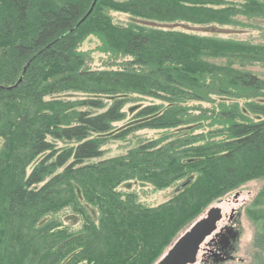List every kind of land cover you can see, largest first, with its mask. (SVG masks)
Segmentation results:
<instances>
[{
	"label": "trees",
	"instance_id": "1",
	"mask_svg": "<svg viewBox=\"0 0 264 264\" xmlns=\"http://www.w3.org/2000/svg\"><path fill=\"white\" fill-rule=\"evenodd\" d=\"M109 10L142 22L116 25ZM238 17L264 21V0H0V264H154L206 208L264 177V77L248 69L264 66V44L222 37ZM88 37L106 68L89 67ZM74 91L86 97H55ZM127 95L155 102L108 133ZM137 128L174 133L102 158ZM128 180L176 192L148 207L118 191ZM244 213L264 264V182Z\"/></svg>",
	"mask_w": 264,
	"mask_h": 264
},
{
	"label": "rangeland",
	"instance_id": "2",
	"mask_svg": "<svg viewBox=\"0 0 264 264\" xmlns=\"http://www.w3.org/2000/svg\"><path fill=\"white\" fill-rule=\"evenodd\" d=\"M121 1V0H116ZM108 5V3L106 4ZM110 17L113 23L126 25L131 22H142L139 18H133L125 13L119 12H110ZM245 18L238 17V26L235 27H225V30H230V33L227 36L235 40L247 41L253 44H264V21L263 20H244ZM249 24V26L245 25ZM97 41L93 37H88L83 44L81 45V50L89 51L90 54L93 52V49L97 46ZM108 61L105 56L99 54L97 52H93L91 54V60L89 67L92 69H101L106 68ZM258 76L264 77V66L262 65H254L248 68ZM57 98H70L77 99L86 97L85 94L79 92H65L56 95ZM125 105L123 107L124 119L118 122L113 123V127L111 131L108 133H116L121 132L128 127H132L136 125L139 121L143 120L144 117L136 115L138 110L142 107L152 104L155 100L150 98L139 97L138 95H127L124 96ZM113 96L104 97L103 100L106 102L112 101ZM173 134L172 130H145V129H132L128 132V135H125L122 139L114 138L108 139L107 142L103 146V157L107 158L115 155H119L124 153L130 147H133L138 141L142 139H152L155 137H160L164 135ZM264 182V177H257L253 180L246 181L240 188L233 191L231 194L225 196L218 202L213 203L210 207L216 206L220 208L221 211V219L217 222L216 227L212 231L211 236L207 237L205 241L200 245L198 252L196 253V257L193 262L189 264H253L252 256L256 252L251 246V236H252V226L246 214L244 213L245 207L251 204L252 199L259 191L261 185ZM177 184H174L170 187L164 189H153L149 183L140 182L136 180H128L122 182L118 190L121 192L130 191L136 195V199L139 203L144 206H156L170 197H172L176 192ZM207 209V208H206ZM205 209V210H206ZM201 213L197 218L201 217L204 213ZM70 210L68 208H64L60 214H58V218L65 222V225L76 229L81 225L77 222L76 215H72L69 213ZM239 215V216H237ZM193 221V222H194ZM191 222L189 225H191ZM189 225L185 228L187 229ZM229 228L234 231H237V238L232 243V251L231 255L234 254V261L227 259L223 262H212L208 261L206 254L208 253L209 240L214 233H217L219 230ZM184 229V230H185ZM182 230L176 237H178L181 233L184 232ZM236 234V233H235ZM228 239H232L230 236H226ZM236 237L234 236L233 239ZM237 242V245H236ZM169 247V246H168ZM166 247L163 253L168 249Z\"/></svg>",
	"mask_w": 264,
	"mask_h": 264
},
{
	"label": "water",
	"instance_id": "3",
	"mask_svg": "<svg viewBox=\"0 0 264 264\" xmlns=\"http://www.w3.org/2000/svg\"><path fill=\"white\" fill-rule=\"evenodd\" d=\"M220 219V208L216 206L209 207L201 217L189 225L173 241L165 253L154 264H189L193 262L200 245L211 235ZM227 259L221 258L216 263L223 262Z\"/></svg>",
	"mask_w": 264,
	"mask_h": 264
},
{
	"label": "flooded vegetation",
	"instance_id": "4",
	"mask_svg": "<svg viewBox=\"0 0 264 264\" xmlns=\"http://www.w3.org/2000/svg\"><path fill=\"white\" fill-rule=\"evenodd\" d=\"M231 235H233V230L229 229V228H225V230L222 229L220 234L213 236L209 240V247L210 248L208 249L209 251L206 254L208 261H210L211 263L216 262L218 260V258H220V256H222L223 253L229 249L230 245L226 244L224 242L225 241L224 239L226 238V236H231Z\"/></svg>",
	"mask_w": 264,
	"mask_h": 264
},
{
	"label": "bare ground",
	"instance_id": "5",
	"mask_svg": "<svg viewBox=\"0 0 264 264\" xmlns=\"http://www.w3.org/2000/svg\"><path fill=\"white\" fill-rule=\"evenodd\" d=\"M94 1H95V0H94ZM93 6H94V2H92V3L90 4V7L87 9V12L84 14V17H86L87 15H89V14L91 13V11H92V9H93ZM110 12H114V11H110V10H109V11H106V13H108V14H109ZM109 15H110V14H109ZM84 17H83V18H84ZM83 18H82V19H83ZM116 25H120V24H116ZM141 25H142V26H146V27H148V24H147V23H146V24H141ZM122 26H123V25H122ZM210 34H212V35H216V36H220L216 31H212ZM225 38H226V37H225ZM22 73H23V72H22ZM21 78H22V74L19 76V78H18V80H17L16 83H19V82L21 81ZM74 92H76V91H74ZM79 93H80V92H79ZM111 157H112V156H111ZM171 186H172V185H171ZM118 187H119V186H118ZM168 187H170V186H168ZM166 188H167V187H166ZM117 189H118V188H117ZM118 191H120V190H118ZM127 192H130V191H127ZM217 202H218V201H217ZM210 206H211V205H210ZM210 206H209V207H210ZM209 207H208V208H209ZM208 208H207V209H208ZM207 209H206V210H207ZM206 210H205V211H206ZM185 230H186V229H185ZM185 230H184V231H185ZM176 238H177V237H176ZM176 238H175V239H176ZM164 253H165V252H164ZM164 253H162V255H163ZM162 255H161V256H162ZM161 256H160V257H161ZM160 257H159V258H160ZM159 258H158V259H159ZM158 259H157V260H158ZM157 260H156V261H157ZM156 261H155V262H156ZM155 262H154V263H155Z\"/></svg>",
	"mask_w": 264,
	"mask_h": 264
}]
</instances>
